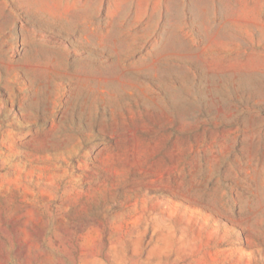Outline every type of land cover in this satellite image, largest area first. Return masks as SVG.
<instances>
[{
  "label": "rangeland",
  "instance_id": "obj_1",
  "mask_svg": "<svg viewBox=\"0 0 264 264\" xmlns=\"http://www.w3.org/2000/svg\"><path fill=\"white\" fill-rule=\"evenodd\" d=\"M0 264H264V0H0Z\"/></svg>",
  "mask_w": 264,
  "mask_h": 264
}]
</instances>
